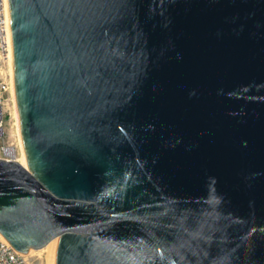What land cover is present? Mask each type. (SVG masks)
I'll return each mask as SVG.
<instances>
[{"label":"water","instance_id":"water-1","mask_svg":"<svg viewBox=\"0 0 264 264\" xmlns=\"http://www.w3.org/2000/svg\"><path fill=\"white\" fill-rule=\"evenodd\" d=\"M29 168L0 234L53 264H264V0H8Z\"/></svg>","mask_w":264,"mask_h":264},{"label":"built area","instance_id":"built-area-1","mask_svg":"<svg viewBox=\"0 0 264 264\" xmlns=\"http://www.w3.org/2000/svg\"><path fill=\"white\" fill-rule=\"evenodd\" d=\"M11 29L8 0H0V158L16 159V147L7 139L6 123L13 104L12 73L9 64ZM0 264H34L28 254L16 250L0 236Z\"/></svg>","mask_w":264,"mask_h":264},{"label":"rangeland","instance_id":"rangeland-1","mask_svg":"<svg viewBox=\"0 0 264 264\" xmlns=\"http://www.w3.org/2000/svg\"><path fill=\"white\" fill-rule=\"evenodd\" d=\"M12 73V72H11ZM11 116L7 118L6 129H7V139L10 144L16 147L18 155L20 154V140L19 134L16 130L15 120L13 118V104H10ZM22 142V141H21ZM54 250L48 248H42L38 250H30L28 256L30 260L34 262V264H53Z\"/></svg>","mask_w":264,"mask_h":264},{"label":"bare ground","instance_id":"bare-ground-1","mask_svg":"<svg viewBox=\"0 0 264 264\" xmlns=\"http://www.w3.org/2000/svg\"><path fill=\"white\" fill-rule=\"evenodd\" d=\"M10 47H11V53L9 54V64H10V70L12 72V90H11V95H12V100H13V118L15 120V125H16V130L18 131L19 134V140H20V148L19 152L16 154V160L20 162L22 165L25 167L29 168L27 156H26V151L23 145V140H22V132H21V123H20V116H19V110H18V105H17V98H16V93H15V83H14V59H13V46H12V41H10ZM22 141V142H21ZM1 237H3L0 234ZM4 238V237H3ZM57 238H54L51 240L45 247L43 248H48V249H53L55 251L56 244H57Z\"/></svg>","mask_w":264,"mask_h":264},{"label":"snow or ice","instance_id":"snow-or-ice-1","mask_svg":"<svg viewBox=\"0 0 264 264\" xmlns=\"http://www.w3.org/2000/svg\"><path fill=\"white\" fill-rule=\"evenodd\" d=\"M5 2H7V0H5Z\"/></svg>","mask_w":264,"mask_h":264}]
</instances>
